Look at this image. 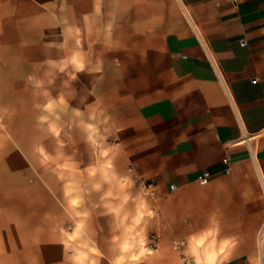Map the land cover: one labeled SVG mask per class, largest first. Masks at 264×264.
Listing matches in <instances>:
<instances>
[{"label":"crops","instance_id":"1","mask_svg":"<svg viewBox=\"0 0 264 264\" xmlns=\"http://www.w3.org/2000/svg\"><path fill=\"white\" fill-rule=\"evenodd\" d=\"M93 19L104 37L97 44ZM58 20L66 41H43L57 33ZM43 51H65L72 83L64 96L50 92L49 110L43 92L26 90L29 79L20 78L59 66ZM75 51L82 52L76 61ZM74 72L88 89H73ZM11 82L15 92L0 86V264L74 263L59 233L80 222L75 210H91L90 193L81 207L73 204L68 179L75 136L81 131L84 145L92 130L100 132L108 172L81 176L104 179L100 194L109 178L139 200L142 182H154L155 196L128 209L137 217L132 264H264V0H0V84ZM26 110L35 120L25 121ZM12 117V127L43 134L28 143L30 153L12 137ZM63 118L66 168L49 174L33 148L63 147L51 134ZM113 210L114 222H123L122 209ZM111 211L101 204L82 222H105ZM152 231L161 234L160 247L147 252ZM174 240L184 241L180 249ZM116 256L100 246L84 264Z\"/></svg>","mask_w":264,"mask_h":264},{"label":"rangeland","instance_id":"2","mask_svg":"<svg viewBox=\"0 0 264 264\" xmlns=\"http://www.w3.org/2000/svg\"><path fill=\"white\" fill-rule=\"evenodd\" d=\"M111 4L107 3V11L111 10L109 8ZM76 21V20H75ZM81 21V20H80ZM65 20H58V28L57 33L52 34L51 36L46 35L43 36L45 40L43 41H56L57 43H64L66 41V29L64 27ZM80 27V26H78ZM90 42L97 44L103 39L104 37L99 35L98 30V19L90 20ZM75 33L80 32L76 31ZM81 37V34L79 35ZM81 41V39H80ZM80 51L74 52V58L75 61L77 58H81ZM57 55V56H56ZM57 57V62L59 66L49 65L43 67H37L38 74L37 77H35V74L33 71H29V77L28 73H22L20 78H25L27 81L26 83V90L30 91H39L43 92V96H46V99H42L43 103V109L49 110L52 102L55 101V99L49 98L50 92H62V96H64V92L66 91L67 86H72L71 82L67 83V79L65 77V71L66 67L63 66L66 58L65 51H59V52H53V51H43V58L44 59H55ZM97 51H90V59L95 60L97 59ZM62 64V65H61ZM80 64V63H79ZM76 69V68H75ZM33 70V67L32 69ZM9 76L13 77L14 75V69L9 70ZM57 74L59 77H57ZM56 77L58 78V81L56 82ZM10 87L11 92H15L17 89V84H0ZM73 89L74 90H83L88 89V84H83L80 81V76L77 75L76 72H74V82H73ZM11 106L15 108V104L17 103V100L15 98H11L10 100ZM59 102H62L61 99H58ZM16 109V108H15ZM37 114L33 110L29 114L25 115V121L31 122L35 120ZM44 117L45 115L42 114ZM18 118L12 117L9 121L10 126L12 127L13 123H16ZM62 127V130H61ZM12 137L16 140V142L25 149L26 152H29L28 143L34 142L36 138L40 137L41 134L40 131H37L36 129L33 130L30 134H27L26 132H23L21 129H17L16 127H12ZM65 121L63 118L62 122H59L58 128L56 130H52L51 134L57 137L58 143L63 144V147H54V148H40L35 147V151L39 153L41 157V166L43 167V170L50 174V172L56 171V168H58L60 171L62 169L66 168V164L64 163L65 158ZM90 135L89 140L84 141V145H81V142L83 141V134L81 131H78L76 134V138L79 141L80 146H75L73 148L74 155H75V162L73 164V170L75 171L74 177L68 179L69 185L68 189L70 191L74 192V198H73V204L75 206L81 207L83 204V201H87L86 195H83V192L90 193V199L88 200L90 203V211H81V210H75L74 214L79 219L80 222H68L65 224L64 227L60 229V236L62 237L63 244L66 246L68 251H73L75 255V261L73 264H84L85 260L84 258H87L88 252H98L99 247L103 246L108 251H117V256L115 258H107L108 264H132V260H134L138 255L135 253L134 245H135V238H134V224L136 221V216H134V210L131 211V214L129 215V207L131 209H135L132 205L135 203H139L140 199H143L144 196H146L145 191H142V196L140 199H137V194H135V191L129 187L127 188V185L123 183L122 185L115 183L111 179H105L106 182V194H100L98 190L102 189L103 186V180L104 179H98V178H88L84 177L82 178V173L84 174L90 173L91 175L96 176V174L102 170V172H105L107 174V169L105 168L104 163V156H105V148L101 145V136L100 132L98 131H91L88 132ZM102 135V133H101ZM13 138H10L8 141L9 148L11 150L12 147V140ZM89 142V143H87ZM86 143V144H85ZM58 150V151H56ZM58 152V154H57ZM30 153V152H29ZM28 153V155H29ZM59 156V159H63V161H59V164L57 163V155ZM7 156V155H6ZM32 159V156L29 155ZM27 164L32 168L35 174H37L35 168L32 166V164L27 161ZM72 166V165H71ZM110 166V164H109ZM76 171L80 172V174H76ZM88 175V174H87ZM86 176V175H85ZM4 186L7 188L8 184H4ZM116 188V190H115ZM124 189V191H122ZM109 192V193H108ZM141 202H144V199L141 200ZM100 203V204H99ZM105 204L107 208H111L112 211L108 214H106V220L105 222H82V218L87 217L89 214L97 216V208L99 205ZM116 209L117 212H119V209H122L120 215V219L124 220L123 222H114V210ZM97 218V217H96ZM118 218V216H117ZM129 220L127 221V219ZM126 220V222H125ZM119 241V243L117 242ZM118 243V244H117ZM145 245V243H144ZM143 245V246H144ZM145 250V247L143 248ZM91 260H94L93 258ZM95 261V260H94ZM94 263V262H93Z\"/></svg>","mask_w":264,"mask_h":264},{"label":"built area","instance_id":"3","mask_svg":"<svg viewBox=\"0 0 264 264\" xmlns=\"http://www.w3.org/2000/svg\"><path fill=\"white\" fill-rule=\"evenodd\" d=\"M210 171L206 170L201 176H200V181L202 183H207L210 178ZM143 187L145 188V193L150 195V196H155V190H154V182L153 181H143L142 182ZM160 241H161V234L158 231H152L148 235V238L145 242V249L147 252H153L157 250L160 247ZM184 244L183 240H174L173 241V246L176 249H180L182 245ZM189 261L185 259V264H188Z\"/></svg>","mask_w":264,"mask_h":264}]
</instances>
